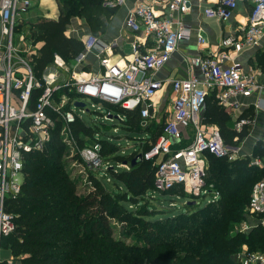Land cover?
<instances>
[{"label":"built area","instance_id":"1","mask_svg":"<svg viewBox=\"0 0 264 264\" xmlns=\"http://www.w3.org/2000/svg\"><path fill=\"white\" fill-rule=\"evenodd\" d=\"M247 1L251 9L242 35L239 38L226 37L219 44L235 53L242 48L257 46L264 30V0ZM104 4L111 7L114 2ZM158 5L164 6L166 11L158 14L155 11ZM27 6L25 1L0 0V34L6 41L5 46L0 47V240L14 229L13 215L7 211L6 201L14 199L20 192L23 154L41 152L56 125H59L61 133H69L68 128L78 118L77 111L83 113V109L74 107L77 102L72 97H78V102L91 99L127 111L138 109L139 118H147L146 103L162 88V82L153 79V74L176 50L177 44L190 36L187 26L178 19H172L173 14L187 12L188 0L138 1L127 12L124 26L139 34L138 40L150 42L146 52H137L134 44L131 57L123 67L100 59L101 77L89 78L72 70L68 74L65 71L60 73L65 65L54 55L52 72L36 76L29 58L19 56L10 45L14 16L23 13ZM235 8V0H215L213 5L203 9L202 14L206 18L225 21ZM196 42L202 44L203 39L197 36ZM82 46L83 51L72 60L74 67L82 63L85 53L96 50L97 57L101 53V46L91 36L85 38ZM224 59L222 54L191 58L189 66L197 70L199 77L190 76L170 82L174 95L171 117L163 124L151 147L142 154L144 161L155 160L153 192H167L180 186L198 199L208 196L212 202L218 198V192L204 183L202 157L211 155L230 161L234 159L236 148L225 146L216 130L202 129L197 124V116L212 89L219 90L216 96L218 105L235 109V97L249 96L258 88L253 76L243 75L236 65L222 66ZM36 91V97L30 101ZM106 116L121 120L118 115L106 113ZM247 123L239 120L234 129L239 131ZM188 130L190 136H187ZM181 139H187L188 144L174 149L173 146ZM99 149V144L92 142L78 150L86 170L93 173L111 168L104 164ZM257 163L251 162L252 165ZM244 214L247 222L238 227L237 232L246 233L257 225L264 226V180L252 184ZM232 260L235 264H264V252L244 248L234 253Z\"/></svg>","mask_w":264,"mask_h":264},{"label":"trees","instance_id":"2","mask_svg":"<svg viewBox=\"0 0 264 264\" xmlns=\"http://www.w3.org/2000/svg\"><path fill=\"white\" fill-rule=\"evenodd\" d=\"M57 1L63 10L58 20L36 25L40 30L36 40L42 42L36 55L30 59L36 76L51 62L54 53L66 62H72L80 52L81 44L64 35L68 19L82 14L89 6L95 8L101 3L100 0H91L90 4L88 0ZM36 95L37 91L32 93L30 101ZM100 103L107 113L122 114L121 120L117 121L123 129L133 132L136 126L141 125L138 109L127 111ZM205 106L210 123H217L221 130L224 129V145H235L241 141L244 132L234 134L223 128L226 117L215 105L213 97L205 98ZM70 128L79 149L86 145L83 138L90 137L91 142L99 144L94 138L97 136L96 127L76 119ZM145 131L147 128L141 136ZM58 132L59 125H56L41 152L23 154L20 192L14 199L6 201L7 211L13 215L14 229L0 240V245L10 250L18 264H235L232 255L241 245L249 251L264 252V226L257 225L246 233L237 232L238 227L234 226L247 222L244 208L254 183L249 182L253 174L259 178L262 172L249 166L247 158L228 161L225 157L207 155L204 183L213 185L210 187L218 192V199L197 207L194 203L198 198L188 197L183 211L170 215L143 203L144 197L153 192L155 167H150L148 161L142 159V154L151 147L160 132L141 138L152 142L146 143L143 153L135 152L136 159L133 155L128 161L119 156L114 158L116 162L127 163V170L115 172L107 168L94 173L86 170L91 189L83 196L79 195L77 185L64 171L61 160L64 148ZM234 136L237 137L236 142L232 141ZM183 142L181 139L178 144H188L185 142L183 145ZM106 147L99 149L102 160L109 153ZM256 150L257 157L264 159V145L256 146ZM98 175L108 176L112 184L108 187L97 178ZM120 186L123 193H119ZM176 188L181 190L176 186L167 192ZM121 203H129L138 212L132 214ZM148 216L150 220L144 219ZM113 220L130 221L132 229L137 227L139 230L141 243L127 245L120 239H114L110 225Z\"/></svg>","mask_w":264,"mask_h":264},{"label":"crops","instance_id":"3","mask_svg":"<svg viewBox=\"0 0 264 264\" xmlns=\"http://www.w3.org/2000/svg\"><path fill=\"white\" fill-rule=\"evenodd\" d=\"M18 1L19 3L22 1L28 2V6L23 13L14 16V28L10 38V45L19 56L30 60L42 46V42L36 40V37L40 35V30H38L36 25L43 21L56 22L63 10L57 0ZM100 1L101 3L97 7L92 8L89 6L82 14L70 16L64 29V35L67 38L80 42L81 49L79 53L83 51L82 45L86 37L95 38L98 45L101 46L100 55L96 56V50L87 52L82 63L74 67L72 62H66L59 54L54 53L52 58L57 55L65 65L64 70H58L60 73L65 71L68 74L72 70L74 73L88 78L91 76L101 77L103 70L99 66L100 59H106L108 64H116L119 67H123L131 57L134 44H136L135 50L139 53H144L150 48L149 41L143 43L144 40H138L139 34L132 33L124 26L127 12L138 1L149 3L150 0ZM107 1L114 2L113 6H105L104 3ZM214 1L188 0L189 9L187 12L180 15H172V19L180 20L182 24L189 28L190 36L188 40L177 44L176 50L152 76L153 79L162 82V88L146 103L148 116L145 119H140V124H145L147 131L144 132L142 137H149L153 132H161L163 124L171 117L174 95L171 92L170 82L190 76L199 77L197 70L189 66V59L198 56L217 57L220 54L225 55V59L221 63L222 66L236 65L243 75L253 76L258 88L253 90L249 96L235 97L233 99L237 104L235 109H226L218 105L216 96L219 90L217 89H212L207 96L213 97L215 105L225 115L226 119L223 122V128L225 127L226 130L234 134L244 132L241 141L235 143V145H225L238 149V152H235L236 157L230 161L247 158L249 166L262 171L261 174L259 173V178L261 179V176L264 177V159L257 157L256 146L264 145V30L257 46L242 48L237 53L233 52L231 48L220 47L219 44L222 39L226 37L239 38L242 35L251 5L247 0H235L236 8L232 16L225 21H220L206 18L202 14L203 9L213 5ZM91 2V0H88V4ZM78 11L81 12L82 8H78ZM155 11L161 14L166 11V8L158 5ZM197 36L203 39L202 44L196 42ZM5 43V39L0 34V47L5 46ZM53 69L52 63L49 62L41 73L52 72ZM72 99L76 100L79 98L73 96ZM74 107L76 106L74 105ZM119 117L122 118V116ZM239 120H245L248 123L242 126L239 131H236L234 125ZM210 122V118L206 115V106L204 104L197 116V124L205 131L216 130L222 139L224 129L221 130L217 123ZM189 135L190 130L187 131V136ZM236 138L234 136L232 141L236 142ZM185 142H188V140L186 139ZM181 147L183 146L178 144L177 148ZM242 155L244 159H239L238 157ZM207 157V155L202 157L204 168L207 163ZM252 161H257L258 163L252 165ZM206 186L215 190L210 187L213 186L211 184ZM0 264H18L17 259L12 257L10 250L1 245Z\"/></svg>","mask_w":264,"mask_h":264},{"label":"rangeland","instance_id":"4","mask_svg":"<svg viewBox=\"0 0 264 264\" xmlns=\"http://www.w3.org/2000/svg\"><path fill=\"white\" fill-rule=\"evenodd\" d=\"M74 101L78 102L80 100L76 99ZM78 103H82L85 108H81L83 109V113L77 111L78 118L76 119L83 121V123L88 126H93L94 128H97V136H95L94 138L98 139L99 148L108 146L105 148V150H108L109 153H107L104 157V164L111 166L113 171L119 172L121 170H127L128 165L127 163H123V161L130 160L129 158L131 155H133V158L136 159L135 152L136 154L143 153L144 151L142 150L143 147L146 146V143L151 144L152 141L150 139H141L145 138L141 136V133L146 128L145 124L136 126L133 132H130L124 128L126 130L125 132L124 129L121 127L123 125L119 123L114 117L106 116L107 111L103 109V107L101 106L102 104L98 103V101H93L91 99H83L81 102ZM110 114L113 116L116 113L110 111ZM117 114L119 116H122L121 113ZM68 130L69 133L67 134L65 132L61 133L60 129L58 132L60 142L62 143L64 148L61 160L62 164L64 165V171L69 174L70 178L77 185L79 195L83 196L84 194L88 193L91 188L87 182L88 175L86 168L81 162L80 157L78 155V150H80L81 148H78V144L72 136L70 127L68 128ZM82 140L86 142L87 146H90L93 142H91L90 137L85 139L83 138ZM184 144L185 142H183V145ZM234 152L237 153L238 149H235ZM116 156H119L121 159H123V161L116 162L114 160ZM235 157L236 155L234 156V158ZM238 158L244 159V156L242 155ZM147 163L150 167H154L155 160L148 161ZM252 176V180H250L249 184H252V182H255L257 180H264V177L262 176L261 179L257 178V176L254 174ZM101 177V175L97 176V178H99L102 183L104 182L108 187L112 184L113 181L109 179L108 176L102 177L103 179ZM119 193H123V189L121 186L119 187ZM188 197L190 198L192 196L190 195V193H188L185 188L181 187V190L180 188H176L172 192H151L147 194V198L144 197L143 203L152 206L157 211L162 210L164 212L169 213L170 215H174L181 210L183 211V208L187 206L186 198ZM206 201H209L208 196L195 200L196 203L194 204L198 207L204 205ZM121 205L125 210L132 212V214H136L138 212L136 207L130 205L129 203H121ZM144 219L150 220V216L144 217ZM242 224L243 223H237V225L234 226L240 227ZM110 225L113 228L112 236L114 239H120L127 245L141 243V240L139 241L138 239L140 232L137 227L136 229H132L133 225L130 221L124 223L113 220L110 222ZM244 248L249 251L245 245H241L236 252L241 251Z\"/></svg>","mask_w":264,"mask_h":264},{"label":"water","instance_id":"5","mask_svg":"<svg viewBox=\"0 0 264 264\" xmlns=\"http://www.w3.org/2000/svg\"><path fill=\"white\" fill-rule=\"evenodd\" d=\"M74 105H75L76 107H78V108H83V107H84L82 103H78V102H77L76 104H74ZM133 161H134V160H133ZM133 161H132V162H133Z\"/></svg>","mask_w":264,"mask_h":264}]
</instances>
